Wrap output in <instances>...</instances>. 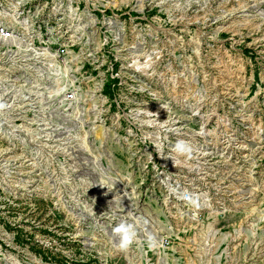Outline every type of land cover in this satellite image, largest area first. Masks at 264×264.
I'll use <instances>...</instances> for the list:
<instances>
[{"label":"rangeland","instance_id":"374dc122","mask_svg":"<svg viewBox=\"0 0 264 264\" xmlns=\"http://www.w3.org/2000/svg\"><path fill=\"white\" fill-rule=\"evenodd\" d=\"M0 264H264V0H0Z\"/></svg>","mask_w":264,"mask_h":264},{"label":"clouds","instance_id":"9594fccd","mask_svg":"<svg viewBox=\"0 0 264 264\" xmlns=\"http://www.w3.org/2000/svg\"><path fill=\"white\" fill-rule=\"evenodd\" d=\"M178 148L181 151L185 150L183 145H178ZM118 231H120L122 233V242H121L122 246H126L131 240V230L129 228H127V226L121 225L118 228Z\"/></svg>","mask_w":264,"mask_h":264},{"label":"built area","instance_id":"2783aa9c","mask_svg":"<svg viewBox=\"0 0 264 264\" xmlns=\"http://www.w3.org/2000/svg\"><path fill=\"white\" fill-rule=\"evenodd\" d=\"M186 198H188V195L186 196Z\"/></svg>","mask_w":264,"mask_h":264}]
</instances>
